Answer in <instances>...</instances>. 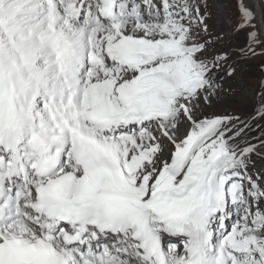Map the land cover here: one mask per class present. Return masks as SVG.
Masks as SVG:
<instances>
[{"label":"snow or ice","instance_id":"obj_1","mask_svg":"<svg viewBox=\"0 0 264 264\" xmlns=\"http://www.w3.org/2000/svg\"><path fill=\"white\" fill-rule=\"evenodd\" d=\"M221 11L264 56V0H0V264H264Z\"/></svg>","mask_w":264,"mask_h":264},{"label":"rangeland","instance_id":"obj_2","mask_svg":"<svg viewBox=\"0 0 264 264\" xmlns=\"http://www.w3.org/2000/svg\"><path fill=\"white\" fill-rule=\"evenodd\" d=\"M217 31L225 34L224 41L217 47H222L232 52V60L237 62V74L234 78L224 81L225 91L221 93V102L214 108L218 113L233 112L242 117H249L259 105L261 91V74L253 72L254 67L260 68L264 64L263 57H254L238 61L239 48L243 47V34H234L231 25L227 22V15L221 11L214 20ZM264 73V72H263ZM264 123V122H262ZM260 162L257 163V168Z\"/></svg>","mask_w":264,"mask_h":264},{"label":"trees","instance_id":"obj_3","mask_svg":"<svg viewBox=\"0 0 264 264\" xmlns=\"http://www.w3.org/2000/svg\"><path fill=\"white\" fill-rule=\"evenodd\" d=\"M243 42H244L245 45H246L245 37L243 38ZM258 57H263V56H258ZM253 58H254V57H253ZM245 59H248V58H244V59H242V60H245ZM242 60H241V61H242ZM253 72H256L257 74H261L260 78H263V80H264V73L260 70V68L258 69V68H256V67H254Z\"/></svg>","mask_w":264,"mask_h":264},{"label":"clouds","instance_id":"obj_4","mask_svg":"<svg viewBox=\"0 0 264 264\" xmlns=\"http://www.w3.org/2000/svg\"><path fill=\"white\" fill-rule=\"evenodd\" d=\"M258 134V133H256ZM258 163L260 162V166L258 168H264V162H261V161H257Z\"/></svg>","mask_w":264,"mask_h":264}]
</instances>
